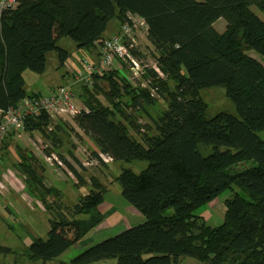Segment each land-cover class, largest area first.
<instances>
[{"label": "trees", "instance_id": "obj_1", "mask_svg": "<svg viewBox=\"0 0 264 264\" xmlns=\"http://www.w3.org/2000/svg\"><path fill=\"white\" fill-rule=\"evenodd\" d=\"M253 6L264 12V0H18L2 12L0 112L41 94L27 93L24 70L44 73L52 52L60 66L69 60L60 39L70 38L87 51L99 47L96 59L87 60L95 63L111 22L122 25L140 17L146 24L147 50L137 39L129 46L142 64L141 78H133L127 64L91 73L92 86L83 84L84 106L70 116L76 135L94 144L84 158L72 154L82 167L148 161L140 173L122 166L116 177L123 198L145 219L88 246L72 259L74 264L112 258L116 264H180L187 257L204 264H264V140L258 134L264 130V64L243 50L249 47L264 55V19ZM222 17L224 31L214 25ZM84 60L74 76L84 71ZM211 87L225 90L237 115L220 111L207 116L208 103L200 91ZM157 97L167 100V106L154 116L149 108ZM141 117L149 120L144 123ZM54 121L45 114L29 116L23 130L48 138L45 154L56 153L74 172L64 165L75 183L88 186L89 192L66 205L60 191L45 183L32 162L38 161L35 155L21 154L26 190L56 215L49 219L47 239H35L27 249L30 260L43 264L104 219L101 206L108 192L97 178L88 185L58 151L57 131L64 127ZM200 144L214 151L204 156ZM101 154L111 160L106 162ZM85 159L97 163L87 167ZM234 186L249 200L239 192L227 198L229 213L220 225L212 226L195 213ZM52 194L58 202H49ZM69 224L77 229L73 238L57 232ZM0 251L13 250L0 246Z\"/></svg>", "mask_w": 264, "mask_h": 264}, {"label": "rangeland", "instance_id": "obj_2", "mask_svg": "<svg viewBox=\"0 0 264 264\" xmlns=\"http://www.w3.org/2000/svg\"><path fill=\"white\" fill-rule=\"evenodd\" d=\"M255 12L264 19V12L256 6L252 7ZM110 32H118L121 24L116 20L110 23ZM215 27L224 31L226 28L225 18H219L215 22ZM137 43L141 49L147 50V39L145 31L135 29ZM59 46L67 49L71 57L67 64L59 65L57 53L52 52L48 56L47 68L44 73H36L30 69L23 72L25 89L28 94L41 93L51 94L59 86H68L74 94L75 102L78 107H83V99L86 94L83 83L78 82L71 70L76 72V65L86 60H95L91 57L84 48H79L77 44L70 38H62L59 41ZM244 52L255 57L264 64V55L255 49L244 47ZM149 54V53H147ZM81 67V65H80ZM170 87L173 83L170 82ZM201 96L208 103L207 116L211 117L220 111H227L237 115L235 105L226 95L222 87H211L202 89ZM105 102L103 96L101 97ZM156 104L152 105L149 110L152 115L158 116L161 111L167 106V100L157 97ZM1 116V113H0ZM70 117L60 118L54 121L63 125L64 129L57 131V137L60 139L58 151L62 152L66 159L72 162L86 178L89 185V179L93 177L99 179L108 189L105 196L104 205H114L121 215V223L125 222L131 226L144 221V216L137 212L122 196L121 186L116 180L122 168L130 167L136 173H140L148 166V161H133L131 163L113 162L110 161L107 165L98 167L84 168L72 158V154L78 159L84 158L86 152L94 150V144L85 136H77L76 129ZM148 117H141L142 122H147ZM81 131V130H79ZM80 133V132H78ZM259 136L264 140V130L258 131ZM81 138V139H80ZM58 141V138H57ZM50 140L34 131L28 133L23 129L13 131L0 143V246L9 247L13 251L5 253L0 251V264H43L41 261H33L27 257V249L33 240L42 238L47 239V232L51 228L49 219L56 218V215L26 190L24 175L20 172L19 164L25 158L22 153H32L38 161L33 163L38 164V170L45 178V183L49 186L56 187L61 194L62 202L66 205H72L77 201L81 194L89 192L88 186H80L75 183V179L60 165L53 162H48L45 157L48 156L45 151L50 147ZM201 153L204 156L209 155L214 151L212 146L205 144L199 145ZM86 151L84 152V150ZM56 154V153H55ZM57 155V154H56ZM26 156V155H24ZM71 172L72 170L64 164ZM123 166V167H122ZM74 174V172H72ZM75 175V174H74ZM77 180V179H76ZM234 192H239L241 196L249 200L248 195L238 186L233 189H226L219 197L211 201L209 204L202 205L195 210V213L203 216L206 214V222L212 226H218L223 222L224 217L229 213L225 204L227 198H231ZM49 202H58L55 194L49 196ZM110 203V204H109ZM136 211V212H135ZM118 214V213H117ZM204 217V216H203ZM102 222V221H101ZM100 222V223H101ZM107 222H103L97 228L108 226ZM120 223V224H121ZM112 225L110 232L121 227ZM111 226H108V228ZM101 229V228H100ZM75 224L59 226L57 232L73 238L76 234ZM100 231L98 233L100 234ZM93 230L80 240L77 244L70 246L56 259L47 262L46 264H74L72 259L77 256L82 250L90 245H93L100 240L107 238L109 235L94 236ZM115 258L100 260L90 264H116ZM180 264H204L195 258L187 257Z\"/></svg>", "mask_w": 264, "mask_h": 264}, {"label": "built area", "instance_id": "obj_3", "mask_svg": "<svg viewBox=\"0 0 264 264\" xmlns=\"http://www.w3.org/2000/svg\"><path fill=\"white\" fill-rule=\"evenodd\" d=\"M18 0H0V17L4 10L16 6ZM146 24L143 18L134 17L131 22L121 25L120 33L114 34L103 40L98 61L95 63L84 60V71L78 72L75 77L78 82L87 87L92 86L91 73L101 72L110 67L121 69L124 64L129 66L133 78H141L142 64L130 52L129 46L136 43L135 29H145ZM154 69L163 76L161 70L152 63ZM78 111V105L75 102L74 94L68 86H59L51 94H38L25 98L15 108L0 112V143L13 131L24 128L25 122L29 116L47 115L50 119H60L73 116ZM106 162L111 159L101 154ZM45 159L50 163H57L65 168L64 164L58 159L57 155L46 156ZM97 163L94 159H85L83 164L87 167ZM71 177L74 176L69 172Z\"/></svg>", "mask_w": 264, "mask_h": 264}, {"label": "crops", "instance_id": "obj_4", "mask_svg": "<svg viewBox=\"0 0 264 264\" xmlns=\"http://www.w3.org/2000/svg\"><path fill=\"white\" fill-rule=\"evenodd\" d=\"M110 29H111V25L109 24L108 25V28H107V31L105 32V34H104V36H105V38H107V37H110V36H112V35H114L115 34V32L114 31H112V32H110ZM117 33V32H116ZM98 51H99V47L97 48V49H95V50H92V51H88V53H90L91 54V57L92 58H95V57H97V55H98ZM70 59V58H69ZM68 62V61H67ZM67 62L65 63V64H67ZM80 63L78 64V65H76V69L77 70H79V69H81V67H80ZM72 72H74V71H72L71 70V73ZM110 204V203H109ZM116 208L117 209H119L120 207H118V206H114V205H107V203L104 205V203L102 204V206H101V210H102V212H103V215H104V219L102 220V222L101 223H99L97 226H99L100 224H102L103 222H107L106 224L108 225V226H111V227H109L108 228V226H104V227H99V228H97V226L93 229V232H94V236H96V237H98V236H103V235H112V234H114V233H116V232H118V231H120V230H122L123 228H126V227H128L129 225L125 222V224H123V223H121V215H120V212L118 211V210H116ZM118 213V214H117ZM203 216H204V219L206 218V214H202ZM121 223V224H120ZM116 224V226L114 227V228H116V227H118V226H120L121 225V227L120 228H118V229H115V230H113V231H109V230H112L111 228H112V225H115ZM101 228V229H100ZM99 230H101L100 231V234L98 233V231Z\"/></svg>", "mask_w": 264, "mask_h": 264}]
</instances>
